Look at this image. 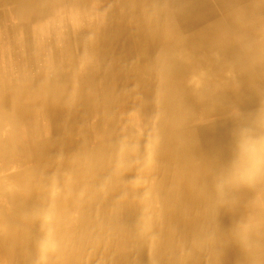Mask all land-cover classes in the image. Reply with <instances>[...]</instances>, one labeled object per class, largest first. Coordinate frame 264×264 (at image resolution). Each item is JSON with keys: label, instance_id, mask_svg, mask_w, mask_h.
<instances>
[{"label": "bare ground", "instance_id": "obj_1", "mask_svg": "<svg viewBox=\"0 0 264 264\" xmlns=\"http://www.w3.org/2000/svg\"><path fill=\"white\" fill-rule=\"evenodd\" d=\"M264 102V0H0V264H242L209 203Z\"/></svg>", "mask_w": 264, "mask_h": 264}, {"label": "clouds", "instance_id": "obj_2", "mask_svg": "<svg viewBox=\"0 0 264 264\" xmlns=\"http://www.w3.org/2000/svg\"><path fill=\"white\" fill-rule=\"evenodd\" d=\"M231 131V156L215 172L209 191L214 207L233 205L242 191L252 193L249 211L228 228L242 264H264V102L251 113L237 109Z\"/></svg>", "mask_w": 264, "mask_h": 264}]
</instances>
